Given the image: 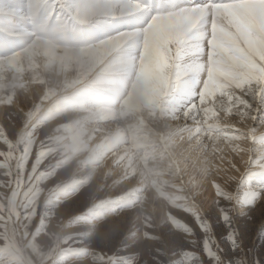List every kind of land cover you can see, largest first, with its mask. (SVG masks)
Wrapping results in <instances>:
<instances>
[{"label":"bare ground","instance_id":"obj_1","mask_svg":"<svg viewBox=\"0 0 264 264\" xmlns=\"http://www.w3.org/2000/svg\"><path fill=\"white\" fill-rule=\"evenodd\" d=\"M182 1L120 0L121 11H118V0H57L59 9L48 12L49 0H32L28 4V0H0V133L4 130L5 116L11 106L18 110L32 106L25 114L24 124L17 133L18 139L24 137L34 120L49 119L50 116L53 120L59 118L57 120L65 124L61 141L70 147L80 142L76 145L89 149L80 155L91 168L83 175V181L89 182L96 175L105 181L110 176L113 186L125 190L121 180L133 175V179L128 181V192L131 195L146 192L145 198L155 197V190L158 191L166 182L163 171L160 173L152 167V162L148 163L153 149H141L149 138L156 139L160 149H167L169 158L173 160V164L168 162L173 174L179 170L185 178V185H191V191L199 196L194 206L203 204L200 206L203 214L219 192L233 197L230 183L243 178L250 171L246 170L248 166L264 165V0L255 3L245 0L231 4L232 9L214 8V11L201 8L198 4L188 11ZM146 6L149 8L146 9ZM133 11L136 14L132 13L131 18L123 15ZM41 18L45 22H38ZM208 20L209 31H214L213 42L218 44V48L212 46L213 55L205 56L198 50L193 53L194 57L180 59V50L187 41L193 40L194 47H198L211 40L202 35L207 26L203 24ZM35 28L38 32L32 34ZM193 70L199 73L208 70L214 74L200 86L204 95L216 92V99H213L214 96L208 100L189 96L199 92V87L188 88L187 83L194 82L192 79L176 86L185 73L191 76ZM194 80L196 83L197 80ZM247 81L254 83L253 86L247 85ZM83 83H92L94 90H97L95 86L118 90L122 97L127 96L126 103L132 104L137 111L142 110L144 104L158 108L161 102L159 109L164 119L170 120L173 116H183L184 121L197 118L199 125L195 127L210 120L207 127L211 131L208 133L220 140L218 145L215 140L212 141V149L218 150L216 157L201 148L191 152L187 163H182L183 157L193 149L190 144L184 147L182 141L198 129L188 132L180 125V119L176 121L174 131L166 133V136L161 128L151 125L148 117L141 116L139 125L128 140L130 134L126 135L119 125L110 127L109 124H102L101 118L107 112L106 104L104 108L102 104L98 105L96 99L94 101L86 93L88 89L81 87ZM176 87L179 93L169 92ZM186 93H189L188 96ZM61 98L65 100L60 101ZM66 98L77 100L79 109H72V103L69 104ZM221 100L225 102L217 103ZM115 104L109 116H120L128 108L124 105L123 108H114ZM70 109L72 111H67ZM145 112H142L143 115ZM219 113L225 118H216ZM232 113L238 117L239 133H225L226 130L222 129L229 126L225 119ZM254 118L260 120L256 121L257 126L252 124ZM170 124L164 129H172ZM144 125L146 128L142 127ZM179 125L181 128L177 129ZM140 130L146 132L138 134ZM80 135L84 137H78ZM15 142L19 157V141ZM252 153L258 157L254 155L252 159ZM211 160L215 162L213 173L209 170ZM83 165L76 171L84 170ZM235 196L238 213H247L248 203L256 201ZM154 203L158 208L163 207V202L158 199ZM8 214L11 237L26 264H30L25 251L19 247L10 205Z\"/></svg>","mask_w":264,"mask_h":264},{"label":"rangeland","instance_id":"obj_2","mask_svg":"<svg viewBox=\"0 0 264 264\" xmlns=\"http://www.w3.org/2000/svg\"><path fill=\"white\" fill-rule=\"evenodd\" d=\"M30 1L32 0H28L27 4ZM49 3L47 4L48 12H55L56 9H59V5L56 6L57 0H49ZM118 3H116V8L118 7L120 11L121 4ZM187 9L190 10L188 7ZM125 14L123 15H130L129 13ZM42 20L45 22L44 18H41L38 22H42ZM34 30L32 34L38 32V28ZM191 43H194L193 40L187 41L181 48L180 59L195 56L193 53L198 49H194L195 47ZM188 54L191 55L188 57ZM208 72L210 73V71ZM189 76V73H185L182 80L176 85L178 86L181 82L186 83V80L192 79L194 82L191 81L187 85L188 88L192 86L199 87L197 88L199 92L196 94L198 97L189 93H186L187 96L189 94V96H195L194 98H206V100L210 96H216V92H214L215 94L208 92V95L207 93L204 95V92H202L203 88L200 85L205 79ZM194 79L197 80L196 83ZM245 82L242 84L244 85ZM256 82L260 83V81ZM91 84L83 83L81 87L88 89L86 93L94 101L96 99L98 105L102 104L103 107L106 104L105 110L107 112L105 114L108 117L105 114L103 115L105 117L101 118L102 124L105 126L109 124L110 127L119 125L126 132V135L130 134L127 136V138L129 137L128 140L131 138V132L139 125L141 116L148 117L147 119L151 125L161 128L163 135L166 136V133L174 131V125L176 126V121L180 119V125L186 127L188 132L199 130V132L197 130L195 134L193 133L182 141L184 147L188 144L193 146V149L183 157L182 163H187V158L191 155V152H197L201 148L216 157L218 150L212 149V144H214L212 141L215 140L217 144L220 140L209 135L208 132L211 129L207 127V124L210 120L202 122L200 127H195L199 125L197 118H188L184 121L183 116L178 118L173 116L172 122V119H164L161 115L162 111L159 109L161 102L158 108L144 104L141 107L142 110L137 111L132 104L126 103L128 102L126 101L127 96L122 97V93L118 90L99 88V86H95L94 88L97 90H94L91 88ZM253 84H249V81H247V85L253 86ZM216 87L217 85L214 88ZM175 89L173 88L169 92L179 93L178 88ZM214 97L213 99H216ZM63 100L65 99H60V101ZM66 101L69 104L72 103L70 104L72 109H79L77 108L79 107L77 100L72 101L66 98ZM223 102L225 100L217 103ZM113 103H116L114 108H118L117 106H121L120 108L127 106L128 108L123 110L120 116L112 117L109 115L111 107L114 106ZM30 108L32 106H29V109L24 107L23 110H18L11 106L9 113L5 116L4 130L0 133V264H26L20 249L11 237L9 205L19 247L25 251L30 264H213V261L204 255L203 249L198 243L203 239V234L198 226L197 215H208L210 219L215 220L214 201L218 196L211 201L212 204L207 211L203 210L205 211L204 214L200 210V206L203 204L195 207L196 203L194 202H197L199 196L191 191V185H185L183 181L185 178L182 177L179 170L176 171V174H173V169L169 168L170 165L168 164V162L173 164V160L169 158L167 149H160L156 139L150 140L152 138H149L148 143L141 146V149L146 147L154 150V152L152 150L153 154H149L148 163L152 162L154 169L159 172L163 171L166 182L162 184L161 188H158V191L155 190L156 196L153 198H145L146 192L132 193L131 195L128 192V181L133 179V175L124 177L121 180L125 184V190L113 186L110 176L105 181H101L99 175H96L89 182L82 180V177L91 168L84 160L85 158L80 155L89 149L88 147L80 148L79 144L76 145L80 142H76L73 147H70L61 141L60 135L65 129V124L61 120H57L59 118L53 120L50 116L49 119L34 120L24 137L18 139L17 133L23 126L25 114ZM72 109L67 111H72ZM143 110L146 111L144 115ZM139 112L140 115H138ZM221 113H223L222 110ZM217 117L224 119L225 115L221 114L220 116L219 113ZM237 118L236 114L233 115V113L231 116H226L225 122L227 121L229 126L222 128L226 130L225 133H230V131L239 133L236 124ZM255 119L252 122L254 126L256 121H260ZM116 122L120 124H116ZM168 123H171L172 128H169V131L164 129ZM51 124L53 125L50 126ZM180 125L177 129L181 128ZM257 125L258 123H256ZM142 127L146 128L145 125ZM206 128L207 130H205ZM201 129L204 131H201ZM145 132V130H140L138 134ZM138 136L142 137L141 135ZM78 137L83 138L84 135ZM200 137L201 139H199ZM16 140L19 141L21 157H18ZM75 147L77 148L73 151L72 149ZM252 155L253 159L255 153H252ZM80 162H82V165L84 163L85 168L77 172L76 169L81 166ZM214 164V160L209 161V170L212 173L215 172ZM247 168L246 170L250 171L243 178L239 181L235 179L232 181L233 183H230L232 192H234L233 197L222 192H219L218 195L222 193L227 197V201H222V203L229 204L234 208V214H237L236 225L240 232L237 255L244 261V264H256V261L264 256V241L259 240L257 237L260 227L264 225V187H262L264 185V180H262L264 165L255 167L252 165V167L248 166ZM16 180H18L17 187ZM235 194L237 197L256 200L248 203L249 207H247L245 217L238 215V203ZM157 199L159 202H163L161 203L163 207L158 208L157 204L154 203ZM202 201L203 199L200 202ZM217 234L219 235V233ZM226 249L227 245H222L220 250L221 259L225 261V264H227V257L223 255V252Z\"/></svg>","mask_w":264,"mask_h":264},{"label":"snow or ice","instance_id":"obj_3","mask_svg":"<svg viewBox=\"0 0 264 264\" xmlns=\"http://www.w3.org/2000/svg\"><path fill=\"white\" fill-rule=\"evenodd\" d=\"M262 103H264V97H262ZM227 199L220 193L214 201L215 220L210 219L208 215H197L198 226L203 234V239L198 243H200L204 255L212 260L213 264H225V261L221 259L220 250L222 245H227V249L223 252V255L227 257V264H244V261L237 255L240 235L239 228L236 225L237 214H234V208L229 204L222 203ZM238 215L245 217L247 214L241 212ZM257 237L259 240L264 241V225L260 227ZM256 264H264V256L256 261Z\"/></svg>","mask_w":264,"mask_h":264},{"label":"water","instance_id":"obj_4","mask_svg":"<svg viewBox=\"0 0 264 264\" xmlns=\"http://www.w3.org/2000/svg\"><path fill=\"white\" fill-rule=\"evenodd\" d=\"M24 261H25V259H24ZM25 263H26V261H25Z\"/></svg>","mask_w":264,"mask_h":264}]
</instances>
